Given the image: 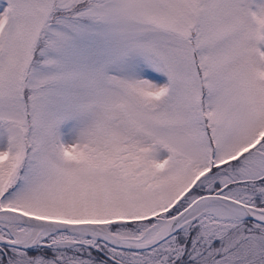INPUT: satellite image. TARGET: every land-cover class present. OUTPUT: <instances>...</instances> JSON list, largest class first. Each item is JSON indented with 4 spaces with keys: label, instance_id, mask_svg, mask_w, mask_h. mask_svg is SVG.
<instances>
[{
    "label": "snow or ice",
    "instance_id": "6c2138e0",
    "mask_svg": "<svg viewBox=\"0 0 264 264\" xmlns=\"http://www.w3.org/2000/svg\"><path fill=\"white\" fill-rule=\"evenodd\" d=\"M0 264H264V0H0Z\"/></svg>",
    "mask_w": 264,
    "mask_h": 264
}]
</instances>
